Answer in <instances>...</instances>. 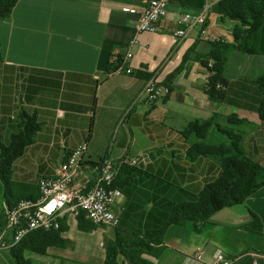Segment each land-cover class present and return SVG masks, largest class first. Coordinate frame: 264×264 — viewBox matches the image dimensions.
Here are the masks:
<instances>
[{
    "label": "crops",
    "instance_id": "crops-1",
    "mask_svg": "<svg viewBox=\"0 0 264 264\" xmlns=\"http://www.w3.org/2000/svg\"><path fill=\"white\" fill-rule=\"evenodd\" d=\"M150 1L18 0L11 15L0 19V149L19 132L22 114L35 117L39 125L33 143L13 163V183L37 185L40 178L30 182L27 172L34 162L41 178L55 177L84 143L79 186H93L96 172L88 163L106 156L135 161L141 170L120 177L121 183L130 179V185L122 187V198L112 207L120 220L117 228L81 231L77 218L69 216L63 233L68 244L49 248L43 258L46 264H104L109 243L137 236L150 246L140 264H207L220 253L236 259L233 264H264V257H258L264 255V187L243 204L216 213L199 233L191 223L172 225L156 243L174 202L186 200L187 192L197 194L217 174L212 158L187 155L194 144L213 145L207 138L214 130L220 134L216 125L241 133L245 153L264 166V122L256 111L262 97L256 80L264 77V23L259 54L224 51L228 85L219 101L205 92L210 74L202 62L210 60L213 43L233 44L239 24L213 12L221 1L216 0L205 25L178 42L174 32L181 28V16L200 12L205 0H168V15L157 32L137 35L138 16L122 10H143ZM134 38L138 44L125 66L133 73L107 76L114 51L124 54ZM200 69L207 71L204 83L195 75ZM151 78L170 87L171 94L148 105L140 94ZM214 117L203 139L186 134L191 123ZM250 213L260 220L261 233L250 229ZM9 234H4L6 243ZM11 249L0 250L1 264H12ZM198 253L200 261L194 258ZM117 260L131 264L123 255Z\"/></svg>",
    "mask_w": 264,
    "mask_h": 264
},
{
    "label": "trees",
    "instance_id": "trees-1",
    "mask_svg": "<svg viewBox=\"0 0 264 264\" xmlns=\"http://www.w3.org/2000/svg\"><path fill=\"white\" fill-rule=\"evenodd\" d=\"M17 2L18 0H0V19H7ZM213 12L239 24L233 30V44L213 43L210 60L202 62L203 68L210 74L205 92L210 98L220 101L224 99V88L228 85L223 73L224 51L232 48L246 55L259 54L258 43L264 23V0H221L214 6ZM2 63L3 58L0 53V67ZM210 63L211 67H209ZM116 69V64H109L107 76L109 72ZM139 76L142 75L139 74ZM145 78H149V75H145ZM256 85L262 96L256 111L260 120L264 122V77L257 79ZM214 120L215 117L207 121L193 122L185 130L186 134H195L198 139H203L214 124ZM22 121L19 132L11 137L10 144L1 145L0 149V236L6 228L7 209L21 200L35 201L40 195L38 184L20 186L12 181L13 163L24 154L25 148L33 143L39 129L35 117L22 114ZM229 121V124L233 123L230 119ZM216 126L218 131L227 138L228 143L194 144L187 150V155L192 158L197 156L212 158L217 163V174L197 194L187 192L186 200L179 199L178 202H174L159 230L156 243L162 242L165 231L172 225L184 226L191 223L194 230L199 233L204 224L209 222L216 213L243 204L252 194L264 187V166L245 153L243 135L231 127L222 129L219 125ZM184 136L187 138L185 134ZM102 159L88 163L91 170L97 172ZM140 172L139 165L136 163L130 165L125 160L119 161L118 174L113 187L121 191L122 187L130 185V179L121 183L120 177L122 175L134 177ZM250 216L252 219L250 229L261 233L260 220L253 213H250ZM77 223L81 231L94 228L83 212L77 217ZM66 230L67 223L64 219L59 230L34 231L11 249V255L17 264H31L30 260L24 257L26 252L44 256L49 248L65 247L68 244V241L63 238ZM136 237H133L130 242L118 238L109 243L105 248L104 264H119L117 260L119 255H123L131 264L143 263L141 256L149 252V242Z\"/></svg>",
    "mask_w": 264,
    "mask_h": 264
},
{
    "label": "built area",
    "instance_id": "built-area-1",
    "mask_svg": "<svg viewBox=\"0 0 264 264\" xmlns=\"http://www.w3.org/2000/svg\"><path fill=\"white\" fill-rule=\"evenodd\" d=\"M215 2L216 0H205L200 12H188L181 16V28L174 32L178 42L186 39L194 28H202L205 25V16ZM167 3L168 0H152L143 10L125 7L122 11L138 16L135 27L137 35L156 33L158 23L168 15ZM137 44L138 40L134 38L124 46V54H121L120 50L114 51L110 57V64H116L117 69L109 72L108 76L123 70L126 74L133 73L130 68L125 69V66L131 61L132 49ZM170 94V87L151 78L146 81L140 95L148 105H152ZM86 154L87 144L84 143L71 152L61 164L55 177L39 180L40 195L37 200H21L7 209V224L0 236V250L13 248L34 231L59 230L64 219L69 216L77 218L81 212L96 227L117 228L119 226L120 220L112 210L123 195L118 188L113 187L118 174V162L109 156L103 158L96 172L93 186L88 189L77 184L81 164ZM128 163L134 165L136 162L128 161ZM8 231L12 238L11 242L6 243L4 234ZM258 257H264V255H258ZM194 258L200 261L202 253L196 254ZM235 260L220 253L207 264H233Z\"/></svg>",
    "mask_w": 264,
    "mask_h": 264
},
{
    "label": "rangeland",
    "instance_id": "rangeland-1",
    "mask_svg": "<svg viewBox=\"0 0 264 264\" xmlns=\"http://www.w3.org/2000/svg\"><path fill=\"white\" fill-rule=\"evenodd\" d=\"M199 72H200V74H195V75L204 83L205 79L207 78V71L200 69ZM194 81H195V84H198L197 79ZM207 139L211 144L228 143L227 138L224 135H222L221 133L219 134L216 130H214V132H210ZM113 144H114V140L112 141L110 146L112 147ZM52 164L58 165V162L55 163V161L53 160ZM37 165H38V162L30 163V167L27 171L28 175H29L28 177L30 178V182H35L39 178L41 179V176L39 174L44 175L42 171L40 172ZM17 172H19V171L17 170ZM15 179L16 178L13 176V179H12L13 182L15 181ZM8 257L11 259L12 264H17L16 261L11 257V255L8 254ZM25 258L30 260L31 264H46L43 256L36 255V254L30 253V252L25 253ZM0 264H1V261H0Z\"/></svg>",
    "mask_w": 264,
    "mask_h": 264
}]
</instances>
